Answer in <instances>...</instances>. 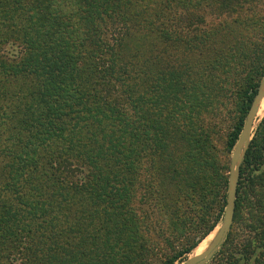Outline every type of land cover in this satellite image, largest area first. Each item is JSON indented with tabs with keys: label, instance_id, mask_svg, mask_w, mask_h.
I'll return each instance as SVG.
<instances>
[{
	"label": "trees",
	"instance_id": "16d2710c",
	"mask_svg": "<svg viewBox=\"0 0 264 264\" xmlns=\"http://www.w3.org/2000/svg\"><path fill=\"white\" fill-rule=\"evenodd\" d=\"M260 1L0 0V264H176L200 246L223 220L228 182L208 132L201 153L185 136V155H167L184 134L171 130L177 113L207 99L206 85L166 71V49L228 68L241 54L231 20ZM259 69L244 78L229 151ZM209 264H264V119Z\"/></svg>",
	"mask_w": 264,
	"mask_h": 264
},
{
	"label": "rangeland",
	"instance_id": "374dc122",
	"mask_svg": "<svg viewBox=\"0 0 264 264\" xmlns=\"http://www.w3.org/2000/svg\"><path fill=\"white\" fill-rule=\"evenodd\" d=\"M247 7L245 15L239 22L234 23L231 20V32L229 33L231 53L238 49L241 54L236 58L231 57V63L228 68L224 65H222L223 68H220L219 65H213V61L203 59L200 56L192 58L187 54L180 53L178 44L173 42L167 47L165 56V60L169 65L166 71H177L183 76V81L190 78L191 80L189 81L206 85V95H201L200 98H203L204 101L207 99L206 103L198 107L200 113L195 114L194 112L191 118H184L181 112L177 113V118L173 124L175 128L173 127L171 130L174 132L180 129L184 131V134L180 136L173 134L169 138L172 144L167 150V155L169 158H172L174 154L177 156L185 155L188 150L185 136H187L189 143L193 142L189 151L194 149L196 152L201 153L203 150L202 131L208 132L209 139L207 140L208 142L206 141L205 147L208 148L210 156L215 160L220 180L228 182L227 197L234 151V149L229 151L228 142L230 134L235 130L241 117L237 104L240 103L243 90L246 87L244 78L250 73L252 68L257 69L264 64V0L257 2L252 7ZM207 26V31L213 32V30L219 29L218 21L212 17L208 18ZM212 39L215 43L214 50L218 49L216 40ZM259 70H261L258 73V76L261 77L260 86L264 79V74H262V69ZM223 82H226V84ZM221 96L223 100L219 102ZM259 118L261 119H257L255 122L252 141L260 123L264 119V112L259 114ZM194 134H196L197 141H194ZM222 221L214 232L217 233L219 231ZM189 257H191V254L187 255L182 263L186 262ZM211 260L206 264H209ZM182 263L177 262L176 264Z\"/></svg>",
	"mask_w": 264,
	"mask_h": 264
},
{
	"label": "water",
	"instance_id": "95a60500",
	"mask_svg": "<svg viewBox=\"0 0 264 264\" xmlns=\"http://www.w3.org/2000/svg\"><path fill=\"white\" fill-rule=\"evenodd\" d=\"M263 100H264V79L262 80L259 86L257 94L252 102V105L245 119L240 137L234 147L232 161H231L230 177H229L227 205L219 231L215 234L216 235L215 240L210 245L207 251L196 257L189 258L186 262L182 264L208 263L222 249L229 233L231 232L232 226L234 224V218L236 212V201H237L238 186L241 175V167L244 163L247 150L250 147V143L252 142L253 130L259 112V106L262 104Z\"/></svg>",
	"mask_w": 264,
	"mask_h": 264
},
{
	"label": "bare ground",
	"instance_id": "6f19581e",
	"mask_svg": "<svg viewBox=\"0 0 264 264\" xmlns=\"http://www.w3.org/2000/svg\"><path fill=\"white\" fill-rule=\"evenodd\" d=\"M263 113L264 112V100L262 102V104L259 106V112H258V115H257V119H261L259 118V114L260 113ZM214 234V235H213ZM216 232H213L211 233L205 240L204 242L198 247L196 248L192 253H191V257L189 258H193V257H196L198 255H201L202 253H204L205 251H207L210 247V245L213 243V241L215 240V235ZM188 258V259H189Z\"/></svg>",
	"mask_w": 264,
	"mask_h": 264
}]
</instances>
